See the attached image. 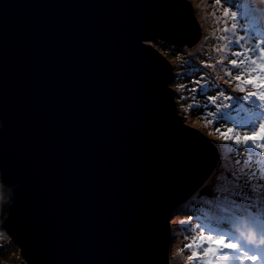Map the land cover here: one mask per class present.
Segmentation results:
<instances>
[{
  "label": "water",
  "instance_id": "1",
  "mask_svg": "<svg viewBox=\"0 0 264 264\" xmlns=\"http://www.w3.org/2000/svg\"><path fill=\"white\" fill-rule=\"evenodd\" d=\"M202 36L190 0H0V226L22 264H170L171 217L221 156L153 43Z\"/></svg>",
  "mask_w": 264,
  "mask_h": 264
},
{
  "label": "snow or ice",
  "instance_id": "2",
  "mask_svg": "<svg viewBox=\"0 0 264 264\" xmlns=\"http://www.w3.org/2000/svg\"><path fill=\"white\" fill-rule=\"evenodd\" d=\"M259 3L264 4V0ZM215 4L219 5L220 0H215ZM253 8L249 5L247 11L240 12L246 20L250 12L253 17L243 28V35L239 34L243 26L237 23L238 12H231V27H228L229 8L223 13L225 26L220 31L221 47L217 51L232 57L229 60L231 68L240 69V75L235 79L240 81L247 73L248 78L243 83L255 90L236 98L249 104H239L235 117L231 114L217 116L220 106L205 117L208 124L231 120L234 127H229L225 133L216 129L220 133L219 148L223 154L220 160L222 172L217 177L215 189L217 195L208 213L210 222L215 225L214 234H205L207 230L202 224L193 226L188 221H181L188 224L186 230L200 232L198 242L194 240L186 245L196 249L189 257L193 264H264V32L258 19L259 12ZM220 23L218 20L217 24ZM233 44L237 46L235 50L231 49ZM224 58L221 56L220 62ZM226 74L231 76V71ZM240 90L244 91V88L240 87ZM209 99L216 105L217 97ZM199 252L211 255L213 259L205 261Z\"/></svg>",
  "mask_w": 264,
  "mask_h": 264
},
{
  "label": "rangeland",
  "instance_id": "3",
  "mask_svg": "<svg viewBox=\"0 0 264 264\" xmlns=\"http://www.w3.org/2000/svg\"><path fill=\"white\" fill-rule=\"evenodd\" d=\"M259 1V0H256ZM192 3L194 13L196 15V18L198 19V22L201 25L202 31H203V36L200 42L192 47H186V52L188 54L192 53V55L197 56L199 61L203 60L206 63L202 64V68L204 69H210V74L213 78V82L216 83L218 87V91L214 92L212 90H204V95L206 97V100L203 99V97H195L197 100L201 101L204 107L198 109L195 108L193 103H196L192 99V96L194 95V91H192V87L195 88L197 84H189L187 85L183 81H175L171 85H174L177 87L179 90L176 92V100H177V105L179 108V113L181 116L184 118V121L189 124L192 127H196L199 131L203 132L205 131L207 133V137L210 139H213L214 133H211L212 128L224 130V133L227 132V129L223 128L220 123H214V124H208L207 120L205 117H207V114L209 112H214L216 110L215 108L217 106H220V108L224 111L226 114L233 113V111L236 109V104H234V101H237L236 103L239 104L240 101L242 100H237V97H243L246 95L248 92H251L249 88H246V86L243 83V80L241 79L240 81H237L234 77L228 76L226 73L230 70L231 68L230 64H228L229 60L232 58L230 56H227L224 52H219L217 49L221 47V41L219 39L220 36V31L223 29L225 26L223 23L224 20V9L229 8V17H228V27H231V9L226 5V3H222V0H220V4L217 5L215 4V0H190ZM260 6L257 10L259 12V18H263V27L261 30L264 29V4H258ZM255 8V7H254ZM235 10V9H234ZM254 11V10H253ZM214 14V15H213ZM252 17V13H249V18ZM221 21V23L218 25L217 21ZM246 19L240 20L239 17H237V23L238 25H241L243 27L240 28L239 34L243 35L244 30L243 28L245 25H243V22ZM248 26V24H246ZM246 26V27H247ZM212 38H215L217 41H211L213 40ZM165 55V54H164ZM221 56H224L225 58L223 59L222 62ZM181 61V59L179 60ZM199 68V67H198ZM202 68H199L200 71H204ZM175 71V70H174ZM177 71H181L180 68H177ZM210 76V77H211ZM208 77L207 79H202L201 82H205L204 85L206 84V81L210 79ZM237 84L240 85V87L244 88V91L240 90V87H237ZM210 85V84H208ZM255 90V89H254ZM214 92V93H213ZM221 93L226 94L228 97H231V99H224L226 96L220 95ZM208 95H213L212 97H217L216 99V105H213L211 103V100L207 98ZM184 99H181V98ZM230 100V101H229ZM227 105V107H224V105ZM244 106H248L249 102L244 101L242 102ZM209 105H212L214 110L209 107ZM198 111V113H197ZM208 119H211L208 117ZM219 125V126H217ZM220 134V133H218ZM221 143V140L219 141ZM220 143H218L216 146L218 148V151L220 153V156L223 154V150L219 148ZM220 163L218 168L220 167ZM217 168V170H218ZM217 170L214 173V177L212 176L210 178L212 184L206 183L205 188L209 189L210 192V198L207 196L208 194H203L201 193L200 197H197L198 192L194 194L196 198H199L200 202L201 198H209V200L212 202V196H216L214 193V190L216 189V184H217V177L221 172H217ZM216 191V190H215ZM192 197L191 200H194ZM195 203L193 202V205ZM197 205V203H196ZM206 206V204H203ZM183 206L189 207L192 206V201L184 204ZM202 206V213L197 214L200 219H202L204 222L203 224L206 225V227L210 226V220L208 218V213L210 209L208 210L207 208L204 209L205 207ZM0 210H1V181H0ZM184 209L182 207L177 210L174 215L171 217V225H172V243H171V249H170V264H193V261L189 260V257L192 256V252L195 249L193 246L192 248H187L186 245L192 243L194 240L198 242V237L200 235V232L197 231L196 233L191 232V230L187 231L188 229V224H182L181 221H187L188 219H184ZM186 218V217H185ZM192 221L188 222L191 224ZM192 225V224H191ZM17 247L14 245L13 240L11 237L5 236L4 233L0 230V264H22L23 259L20 257V253H16L15 250ZM199 256H202L205 261L212 260L213 258L211 255L205 256L203 252L198 253Z\"/></svg>",
  "mask_w": 264,
  "mask_h": 264
},
{
  "label": "trees",
  "instance_id": "4",
  "mask_svg": "<svg viewBox=\"0 0 264 264\" xmlns=\"http://www.w3.org/2000/svg\"><path fill=\"white\" fill-rule=\"evenodd\" d=\"M222 3H223V0H222ZM258 4H259V1H256V0H229V3H226V5L228 7H230L231 11L238 12V17H239L240 20L245 19V17L243 15H240V12L247 11L249 5H253L255 7V8H253V10L254 11H258L257 9L260 7V6H258ZM263 10H264V8H263ZM252 18L253 17L249 18L248 20H245L243 22V25H245V27H246L247 26L246 24H248ZM258 19L260 20L261 29H262V27H263V18H259L258 17ZM262 32H264V29L262 30ZM212 39L213 40L211 41V43L213 41H217L215 38H212ZM153 44L163 54H165L168 57V59L170 60V62L173 64L174 70H175L174 71L175 72V76H174V79H173L174 83H175V81H183L187 85H189V84H192V85L197 84V86L195 88L192 87V91H194V93H193L194 95L192 96V99L194 101H196V103H193L192 105H194V107L198 108V109L204 107L202 102L197 100L195 97H197V96L198 97H203V99L206 100V97L204 95V90L208 89V90H212L214 92L218 91L217 90L218 87H217L216 83L213 82V78H212L211 74L209 73L210 69L209 68L208 69L202 68V64H204L206 62L203 61V60L199 61L197 56H195V58H194L192 53L188 54L186 52V47L187 46L181 47V46L173 45V44L168 43V42H160V41L159 42H155ZM236 48H237V46L235 44L231 45V49L232 50H235ZM180 59H181V61H179ZM228 64H229V62H228ZM178 67L180 68L181 71H177ZM198 67L202 68L204 71H200ZM229 69L231 71V77L235 78L238 75H240V69H238V68H229ZM208 77H210V79H208L206 81V84L204 85L205 82H201V80L202 79H207ZM247 78H248L247 77V73H245V75L242 78V80L244 81V79H247ZM208 84H210V85H208ZM172 87L174 88V91H175V94H176V92H178L179 89L177 87H175L174 85H172ZM246 88H249L250 91L251 90L254 91V89L252 87H246ZM223 95L228 97L226 94H223ZM212 96L213 95H208L207 98L209 99V97H212ZM226 97L224 99H226ZM236 102L237 101H234V104H232V105L236 104V108H237V106L239 104H242L243 100L240 101L239 104L236 103ZM226 105H229V104H226ZM209 107L214 110L212 105H209ZM214 112H216V110H214ZM197 113H198V111H197ZM221 114H226V113H224V111L220 108V113H217V116H219ZM230 114L233 117H235L236 116V109L233 111V113H230ZM216 123H220V125H222V127L225 128V129H228L229 127H234V124H233V122L231 120H228V121L217 120ZM217 126H219V125H217ZM194 128H196V127H194ZM203 133L207 136V133L205 131H203ZM211 133H214V137H212L213 139L210 138V140L212 142H214L216 145L218 143H220L219 142L220 141V134H218V132L215 130V128H212ZM220 133H224V130H220ZM217 172H222L221 166L218 168ZM211 180L209 182L208 181L207 182L212 184ZM214 193L217 195L215 190H214ZM199 194L201 195L200 191L198 192V194H196V195H198L197 197H200ZM207 196L209 197L210 195H207ZM193 197H195V198H193L194 200H191L192 198L189 200V202L192 201V206L185 207V206H183L184 204L181 206L182 209H184V211H186V212H184L182 210V212H184V214H183L184 215V219H188L187 220L188 222L192 221L191 224L193 226L202 224L204 226V228L207 230L205 232V234H207V235L214 234V231H215L214 223L211 222L210 226L206 227V225L203 224L204 221L202 219H200L198 217V215H197L199 213H202L201 209H202V206H204L203 204H206V206H204L205 207L204 209H206V208L208 210L210 209V206H211V203H212L209 200L210 197L209 198H201V201H203V202H200L199 198L197 199L196 196H193ZM215 197L216 196H212V198H213L212 201L215 199ZM193 202L195 203L194 205H193ZM196 203H197V205H196ZM202 214L204 215V213H202ZM0 230L4 233L5 236H8L7 233L1 228V226H0ZM187 231H189V230H187ZM14 245L17 247L15 252L17 254L20 253L19 247L15 243H14ZM0 256H2V254H0ZM20 257H21V254H20Z\"/></svg>",
  "mask_w": 264,
  "mask_h": 264
},
{
  "label": "clouds",
  "instance_id": "5",
  "mask_svg": "<svg viewBox=\"0 0 264 264\" xmlns=\"http://www.w3.org/2000/svg\"><path fill=\"white\" fill-rule=\"evenodd\" d=\"M202 133H203V132H202ZM187 202H188V201H187ZM187 202H186V203H187ZM186 203H185V204H186ZM19 249H20V248H19Z\"/></svg>",
  "mask_w": 264,
  "mask_h": 264
}]
</instances>
